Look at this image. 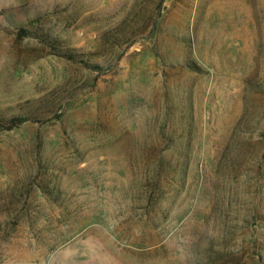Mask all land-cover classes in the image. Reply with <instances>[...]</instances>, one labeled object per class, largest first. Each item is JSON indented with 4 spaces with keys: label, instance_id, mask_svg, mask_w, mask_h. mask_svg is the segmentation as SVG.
<instances>
[{
    "label": "rangeland",
    "instance_id": "374dc122",
    "mask_svg": "<svg viewBox=\"0 0 264 264\" xmlns=\"http://www.w3.org/2000/svg\"><path fill=\"white\" fill-rule=\"evenodd\" d=\"M13 114L0 264H264V0H0Z\"/></svg>",
    "mask_w": 264,
    "mask_h": 264
},
{
    "label": "trees",
    "instance_id": "16d2710c",
    "mask_svg": "<svg viewBox=\"0 0 264 264\" xmlns=\"http://www.w3.org/2000/svg\"><path fill=\"white\" fill-rule=\"evenodd\" d=\"M18 35L38 37L41 40V42L44 43L45 46L49 47L55 54L59 56H63L66 59L72 61H79L84 64H86L87 62L86 59H84L83 54H78L71 49L61 47L59 45V40L51 36L49 32L35 25L31 24L29 27L27 26L19 27ZM26 120H32V117L30 115L24 116V114L23 115L13 114L9 116L7 119H5L0 115V126L10 129ZM4 124H6V126H4ZM156 158H157L155 159L157 161L156 164L152 166L150 169H148V171H146L144 175V179L148 181H152L153 186L152 189H150V191L156 192L157 196L159 197L161 194H163V192L160 191L162 184H164L167 181H171V182L175 181V173L177 172V168L168 166V160L164 163L163 157L161 155H157Z\"/></svg>",
    "mask_w": 264,
    "mask_h": 264
}]
</instances>
